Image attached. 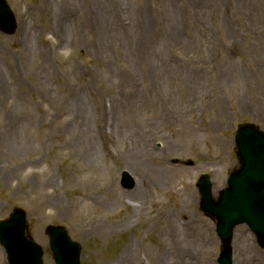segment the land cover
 Here are the masks:
<instances>
[{
	"label": "rangeland",
	"instance_id": "rangeland-1",
	"mask_svg": "<svg viewBox=\"0 0 264 264\" xmlns=\"http://www.w3.org/2000/svg\"><path fill=\"white\" fill-rule=\"evenodd\" d=\"M7 1L0 221L26 210L43 264H56L50 225L82 264H218L197 183L210 174L217 198L240 165L238 125L264 131V0ZM233 248L234 264H264L247 225Z\"/></svg>",
	"mask_w": 264,
	"mask_h": 264
},
{
	"label": "water",
	"instance_id": "water-1",
	"mask_svg": "<svg viewBox=\"0 0 264 264\" xmlns=\"http://www.w3.org/2000/svg\"><path fill=\"white\" fill-rule=\"evenodd\" d=\"M0 28L12 32L14 16L6 0H0ZM237 144L241 168L234 171L218 201L211 196L208 181L201 183L203 209L217 220V230L224 243L220 264H233L231 240L237 224L247 222L264 247V133L253 124L239 127ZM125 185L130 184L127 179ZM27 216L22 209L0 223V240L8 252L10 264H41L43 249L26 233ZM51 250L57 264H81L82 247L62 227L48 228Z\"/></svg>",
	"mask_w": 264,
	"mask_h": 264
},
{
	"label": "bare ground",
	"instance_id": "bare-ground-1",
	"mask_svg": "<svg viewBox=\"0 0 264 264\" xmlns=\"http://www.w3.org/2000/svg\"><path fill=\"white\" fill-rule=\"evenodd\" d=\"M124 2H125V0H124ZM128 2H130V1H128ZM128 4V3H127ZM140 7H141V12H142V15L141 16H139V18L141 19V21L142 22H140V26L144 29V27L145 26H148L149 25V21H148V17H147V9H146V6H142V5H140ZM136 18V17H135ZM137 19H138V16H137ZM110 20H111V16H110ZM139 22V21H138ZM148 22V23H147ZM139 48H140V45H139ZM139 48H137V49H139ZM139 61H137L136 63H138ZM140 63V62H139ZM140 66H142V64L140 65ZM161 120L163 121L164 120V117H161ZM149 152L151 153V150H149ZM144 154H142L141 153V155H139V156H134L131 160L132 161H135L136 163H139V164H141L142 162H145V159H144ZM143 189L144 188H142V186H140V187H136L133 191H134V193H135V195H137V194H139L140 192H142L143 191ZM192 218H193V216H192ZM192 218H191V220H192ZM255 255L254 256H257V254L256 253H254Z\"/></svg>",
	"mask_w": 264,
	"mask_h": 264
}]
</instances>
